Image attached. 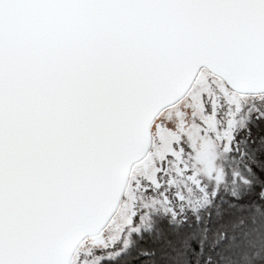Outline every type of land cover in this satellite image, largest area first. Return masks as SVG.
I'll return each instance as SVG.
<instances>
[{"label":"snow or ice","instance_id":"1","mask_svg":"<svg viewBox=\"0 0 264 264\" xmlns=\"http://www.w3.org/2000/svg\"><path fill=\"white\" fill-rule=\"evenodd\" d=\"M0 264H264V0H0Z\"/></svg>","mask_w":264,"mask_h":264}]
</instances>
